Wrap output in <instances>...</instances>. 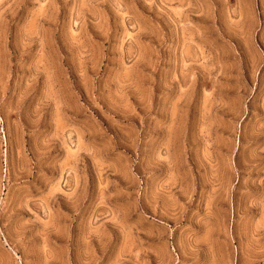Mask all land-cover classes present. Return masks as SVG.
<instances>
[{"label": "rangeland", "instance_id": "rangeland-1", "mask_svg": "<svg viewBox=\"0 0 264 264\" xmlns=\"http://www.w3.org/2000/svg\"><path fill=\"white\" fill-rule=\"evenodd\" d=\"M0 264H264V0H0Z\"/></svg>", "mask_w": 264, "mask_h": 264}]
</instances>
